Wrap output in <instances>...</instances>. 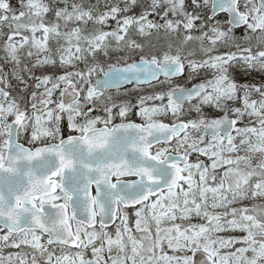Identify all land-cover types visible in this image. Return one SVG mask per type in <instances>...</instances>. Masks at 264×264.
Instances as JSON below:
<instances>
[{"label": "snow or ice", "instance_id": "obj_1", "mask_svg": "<svg viewBox=\"0 0 264 264\" xmlns=\"http://www.w3.org/2000/svg\"><path fill=\"white\" fill-rule=\"evenodd\" d=\"M0 264H264V0H0Z\"/></svg>", "mask_w": 264, "mask_h": 264}]
</instances>
